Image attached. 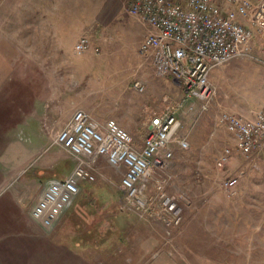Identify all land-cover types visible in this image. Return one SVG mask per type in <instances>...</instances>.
<instances>
[{"label":"rangeland","instance_id":"1","mask_svg":"<svg viewBox=\"0 0 264 264\" xmlns=\"http://www.w3.org/2000/svg\"><path fill=\"white\" fill-rule=\"evenodd\" d=\"M81 2L55 1L50 9H85L84 33L73 34L75 31L68 29L66 33L48 34L44 19L43 26L30 27V0H0V89L16 93L14 98L0 99V113L10 114L15 109L23 119L33 101L35 109L56 110L62 119L82 109L100 124L112 120L124 130L129 127L133 132L126 131L135 146H141L149 117L164 111V98L173 105L180 102L182 91L170 77H157L151 57L140 53V40L146 33L140 21L128 13L130 0ZM81 36L90 40V51H74ZM54 45L64 48H49ZM252 46L251 57L222 66L236 76L230 82L238 87L232 104L254 117L264 110V43L257 37ZM136 81L143 84V92L133 88ZM215 97L216 93L204 113L189 112L185 107L178 111L181 127L176 139L184 138L188 148L173 143V158L161 173L169 179L166 192L182 196L181 225L168 236L158 219L128 209L120 189L121 176L101 164L94 182L84 184L88 189L85 187L83 196L76 199L85 211H69L67 223L70 234L81 235L90 229L86 233L93 236L96 246L101 240L102 256L96 261L88 253L82 259L71 256L69 264H264V151L246 157L233 150L223 168L216 166L218 155L224 148H232L234 140L218 124L220 113H212ZM199 104L195 101V106ZM1 124L0 150L5 139H21L24 144V138L35 132L4 129ZM57 133L50 132L52 138L44 147L37 145L45 144L46 139L32 136L38 154L31 163L14 161L18 151L6 155L7 171L25 170L11 192L21 197L20 204L15 206L10 200L0 204V235L16 228L8 227L9 217L18 216L19 211L28 216L30 202L47 181L63 179L74 166L69 155L53 144ZM228 178L238 179L230 192L223 185ZM150 185L152 193L153 183ZM156 209L155 203L150 211ZM82 220L88 223L82 224L81 230L74 229ZM86 244L94 246L93 242ZM38 255L36 264L48 262L45 244H39Z\"/></svg>","mask_w":264,"mask_h":264},{"label":"built area","instance_id":"2","mask_svg":"<svg viewBox=\"0 0 264 264\" xmlns=\"http://www.w3.org/2000/svg\"><path fill=\"white\" fill-rule=\"evenodd\" d=\"M128 13L148 28L140 53L151 57L157 77L173 80L182 91V99L174 105L163 99L164 111L149 117L141 146H135L133 138L115 121L100 124L88 112L76 109L53 139L74 166L63 179L47 181L29 211L31 219L45 231L54 228L78 195L81 183L94 182L97 161L104 157L118 173L124 169L120 173L124 205L158 219L170 236L182 222V196L166 192L169 179L161 173L173 158V143L188 148L184 138L176 139L181 127L177 113L183 107L189 112H206L216 93L210 71L234 59L251 57L255 38L264 43V0H130ZM91 48L86 36L74 45L77 53ZM94 52L98 54L99 48ZM133 88L144 91L138 81ZM217 122L234 140L232 148H224L218 155V168L230 161L233 150L246 157L264 151V110L248 119L223 111ZM237 184V178H228L223 185L230 192ZM155 203L157 209L152 212Z\"/></svg>","mask_w":264,"mask_h":264},{"label":"crops","instance_id":"3","mask_svg":"<svg viewBox=\"0 0 264 264\" xmlns=\"http://www.w3.org/2000/svg\"><path fill=\"white\" fill-rule=\"evenodd\" d=\"M55 1L62 2V0H30L31 5L28 13L30 27L34 28L38 27V25L43 26L44 19V23L47 28L45 33L62 34L66 33L68 29L71 31V33L75 31L73 32V34H78L80 32L84 33L86 29V10L82 9V11H80L77 9L72 11L62 9L61 7L56 10H51V5ZM76 1H79V3L82 1L81 3L83 4V1L85 0ZM70 18L75 19V21H68V19ZM142 26L144 27L143 32L147 33L148 28L143 24ZM145 35L146 34L141 37L140 44ZM61 39V37H57L56 40ZM51 43L53 44L57 42L55 41ZM49 48L62 49L64 48V46L54 45L50 46ZM253 49L254 47L252 46L251 53ZM228 63L224 64L223 66H227ZM223 66L212 69L209 74L210 83L216 89V97L213 99L211 106L212 113H217V111L221 113L225 110L234 112L244 118H252L253 116H251L246 109L242 108L240 105L232 104L231 98L238 97V87H233L234 84L232 85V83L230 82L236 76L228 72L226 70V67ZM15 94V91H12L11 89H0V99H11L16 97ZM34 103L35 101H33V103H29L31 105L30 109L25 111V115L24 113L22 114L24 115L23 119L15 109H13L14 111L10 114L6 113L7 115L5 114V112H1L2 114L0 113V122H2L1 125L3 126L2 128L11 130L24 129L28 131H35L34 133L31 132V135L24 138V144L20 143L19 140L21 139L15 140L11 137V139L9 138L7 141L6 139L4 142L2 141L3 148L0 150L2 151L0 154V204L2 202L6 203L9 200L13 202V205L15 206L16 204H20L21 197L13 195L14 193L11 192L15 188V185L19 182L18 179L25 170L20 169L16 172L13 171V169H9L10 171H7V160L5 158L6 155L10 154L11 151H18L19 154H17V158L15 157L13 159L14 161L23 160L24 162L31 163L34 157H36V155L38 154V148H36V146H33V144L31 143L32 136L37 137L39 135L43 140L46 139L47 142H45V144L39 143L37 145H40V147H44V145L50 142L52 138V134H50V132L60 131L64 127V125L70 121V118L72 116L71 114L70 116H65L62 119L60 118V115L56 110H45L39 108L35 109ZM0 106L2 107L1 100ZM162 112L163 111L157 114L160 115ZM30 124H33V126H31ZM45 126L47 127V129H45L46 131L42 132V128H45ZM126 130L133 132L131 129H129V127H127ZM6 146L9 147L8 150L6 149ZM23 146H25L24 151L22 149ZM22 151L24 152L23 155ZM101 164H106L107 166H109L104 157H99L96 165V175L98 170L101 169ZM113 171L114 173L121 176L120 173H123L124 169H121L120 173H118V171H116L114 168ZM84 184L90 183H81L78 195L74 198L73 202L64 213L62 219L50 231H45L38 223L33 221L29 215V211L31 209L30 206L32 207V205L36 202L41 191L38 192L35 200L30 202L29 210L26 213L28 214V216H25V213L19 211L18 216H14L12 218L9 217L7 223L8 227L13 226L16 228H13L12 230H9L8 228L3 234L0 235V264H36V258L39 256V244L41 243L45 244V257L48 260V262L46 261L45 264H69L68 260L71 256L82 259L86 258L87 253L90 254L88 257L91 256L90 259H93L94 261H96L97 258L99 259L102 256L100 242L101 240H97L98 245L96 246V240L93 238V236L87 234L90 229L86 230L87 233L85 232L81 235L70 234V227L67 223V215L69 211H79L80 209L83 212L85 211V208H81L79 206V201H76L78 196H81L82 190H85L86 186H84ZM86 188L88 189V187ZM149 188L151 190L152 185H150ZM89 190L96 189L89 188ZM5 192H9L10 194L6 196L2 195L5 194ZM86 223L88 222L85 220H82V222L77 221L76 225H74V229H78L79 227L81 230V225ZM71 235H74L73 238L71 237ZM86 242H93L92 245L94 246H89L86 244Z\"/></svg>","mask_w":264,"mask_h":264},{"label":"trees","instance_id":"4","mask_svg":"<svg viewBox=\"0 0 264 264\" xmlns=\"http://www.w3.org/2000/svg\"><path fill=\"white\" fill-rule=\"evenodd\" d=\"M72 166H73V164H72ZM90 234V233H89Z\"/></svg>","mask_w":264,"mask_h":264}]
</instances>
